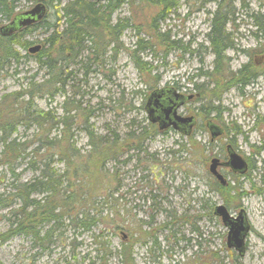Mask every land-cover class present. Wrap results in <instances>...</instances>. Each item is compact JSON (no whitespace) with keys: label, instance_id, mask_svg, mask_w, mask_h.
<instances>
[{"label":"rangeland","instance_id":"374dc122","mask_svg":"<svg viewBox=\"0 0 264 264\" xmlns=\"http://www.w3.org/2000/svg\"><path fill=\"white\" fill-rule=\"evenodd\" d=\"M233 1V22L227 27L233 46L224 55L231 72L246 65L250 74L256 73L253 82L241 86L237 83L240 76L231 77L228 71H223L213 74L214 83H209L205 74L212 71L214 56L208 49L206 33L210 13L217 3L174 0L176 6L160 23L161 31H168V35L157 45L154 41L145 43L148 37L141 26L145 19L154 16L157 8L145 2L122 3L112 14L111 23L127 17L133 24L121 34V47L88 63V73L84 75L83 69L78 70L76 80L65 86L66 97L79 99L82 109L92 111L88 124L93 127L94 134L106 140L111 139L110 133L124 138L129 131L147 126L144 110L147 95L161 87H172L181 94L192 95L178 112L182 115L194 113L197 117L190 136H181L172 129L164 130L144 141L142 150L128 151L122 147L118 160L105 163L111 201L114 200L115 207L121 211L114 219L128 218L132 224L127 232L113 233L102 224L92 230L97 233L101 228L104 233L98 241H105L111 252L105 264H121L122 257L118 254L121 244L127 248L125 254L130 264H264V30L257 29V23L264 24V0ZM28 8L26 2L21 1L15 11L20 13ZM53 13L54 9L48 11L46 18L52 24L55 23ZM50 30L38 25L26 31L21 39L35 42L29 45L33 46L47 37ZM139 38L144 40L142 46L146 49L137 53L141 62L135 65L131 55ZM17 49L21 55L36 54L29 53L28 49ZM86 55L84 52L78 61L86 63ZM147 62L149 64L142 67L141 63ZM72 68L76 70L79 66ZM33 75L39 80L44 74L31 57L1 69L0 101L4 95L24 88ZM195 84L198 89L193 87ZM212 93L219 99L213 98ZM63 99V95L57 94L51 101L40 98L35 104L40 109L52 106L55 113L60 114ZM208 101L211 102L209 108L216 106V110L208 114L207 120L217 123L223 131L215 140L210 139L205 126L208 121L202 116L208 106L201 108ZM17 129L16 136L22 139L33 131L22 126ZM71 132L76 148L85 154L89 148L81 127L74 125ZM229 142L250 166L244 178L237 176L235 179L231 178L233 172L228 166L219 168L226 183L237 188L233 194L237 196L238 207H232L230 213L236 215L243 208L250 227L242 257L227 248V229L220 217L208 213V209L223 204L221 196L214 191L217 180L208 171L209 161L221 153V146L225 152L224 147ZM193 143L195 147L190 149ZM183 149L188 150L186 153L172 152ZM222 155L219 159L224 162L227 153ZM5 170L0 165V194L3 195L12 192L11 178ZM15 173L18 174L17 183L29 182L37 175L24 163L18 165ZM153 195L156 200L152 204ZM34 197L41 198V195ZM17 206L16 202L11 208ZM9 209H0V234L8 229ZM102 209L104 217L107 209ZM168 214L174 215V219ZM182 217L186 220L180 219ZM63 224L55 237L42 242L44 248L27 236L9 237L0 244V261L3 264H102L95 254L100 246L93 242L91 234L73 231L67 221ZM165 224L168 225L161 229ZM140 228L142 234L138 232Z\"/></svg>","mask_w":264,"mask_h":264},{"label":"trees","instance_id":"16d2710c","mask_svg":"<svg viewBox=\"0 0 264 264\" xmlns=\"http://www.w3.org/2000/svg\"><path fill=\"white\" fill-rule=\"evenodd\" d=\"M16 1L0 0V23L9 22L15 17ZM38 1H41L47 9L46 16L41 22L27 26L20 33L5 36L0 33V70L10 64L17 65L21 59L31 57L44 74L39 80L35 75L31 76L24 88L4 95L0 101V165L5 167L6 173L11 178L9 184L12 190L6 195L0 194V209L10 207L7 217L8 229L0 234V244L11 236L20 235L31 238L34 244L37 243L44 248L42 242L55 237L57 230L64 226L63 221H67L73 231L91 234L93 242L100 246L96 249V257L105 264L111 252L105 241H98L104 237V233L101 228L97 233L92 230L102 224V227L106 226L105 229L113 233L122 230L127 232L132 224L127 221L128 218L120 217V221L114 219V215L119 217L121 211L115 207V201H111L112 193L109 190L111 186L107 183L104 165L108 160H118L122 147L128 151L142 150L144 141L159 132L155 124L147 122V126L135 132L129 131L124 138L113 132L110 133L111 139L106 140L104 136L94 134L93 127L88 124L92 111L86 112L85 108L82 109L79 99L66 97L65 86H68V82L76 80L78 70L83 69L84 75L88 73V63L96 62V59H102L107 52L117 51L121 47V34L127 28H132L133 24V20L130 21L127 17L116 19L111 23L112 14L121 7L122 3L132 5L134 2L141 4L145 2L157 8L154 16L145 19L141 25L148 37L145 43L151 44L154 41L156 45L161 38H166L168 35V31H161L160 23L166 20L176 3L174 0ZM209 1L217 3L215 10L210 13L209 30L206 33L208 49L214 56V67L211 72L205 74V77L212 84L213 74L228 71L231 77L240 76L237 83L245 86L253 82L256 73L250 74L246 65L231 72L227 57L224 55L233 46L229 42L227 27L233 22L234 1ZM52 9L55 20L53 24L46 20L48 11ZM251 17L254 18V15L252 14ZM262 21L264 22V16ZM257 24L258 31L264 30V24L260 25V22ZM38 25L45 27L46 30L51 29L47 37L38 41L41 45L40 49L34 55L19 54L17 48L26 50L29 45L35 44L24 41L21 37L26 31H32ZM143 41L142 38L135 41V49L131 55L135 65L141 62L136 56L137 53L141 49H146L142 46ZM84 52L87 54L85 57L87 62L83 64L78 59ZM147 64L149 63H141L142 67ZM74 66L79 68L72 70ZM193 87L198 89L196 84ZM214 88L216 90V87ZM57 94L64 96L60 114L55 113L52 106L47 109L36 106L37 99L46 98L47 101H51ZM76 94L78 95L77 91ZM213 98L219 99L215 95ZM210 103L208 101L203 104L201 110ZM215 108L216 106L207 107L208 111L202 115L204 120L210 121L207 120L208 114L214 112ZM74 125L80 126L86 137V145L89 149L85 154H81L75 146L71 132ZM20 126L26 130L32 128L31 135L25 136L24 139L17 138V128ZM227 144L233 148L232 142ZM192 147H195V143L189 145L190 149ZM222 148L221 146V153L215 154V157L219 154L223 156L222 153L226 152V148L224 147L225 152ZM187 150L172 152L186 153ZM23 163L28 170L37 175H34L29 182L17 183L18 174L15 170ZM57 165H61L62 168H58ZM102 174L103 176H100ZM113 175L115 176V173ZM245 175L238 176L244 178ZM231 178L235 179L237 175L233 173ZM216 182L214 191L221 196L227 210L238 207L237 196L233 194L237 188L231 186L229 182L225 186ZM34 195H41V198H35ZM155 197L156 195H153L151 198L152 204L155 203ZM16 202L18 206L12 209L11 206ZM103 207L107 209L104 217ZM214 208L208 209L209 215L214 214ZM124 213L126 214L125 210ZM168 217L174 219L175 216L168 214ZM180 219L186 220L184 217ZM167 225L160 228L165 229ZM138 232L142 234L141 228ZM125 249L126 246L121 244L118 250V254L122 257L120 262L130 264L126 259ZM0 264L3 263L0 261Z\"/></svg>","mask_w":264,"mask_h":264},{"label":"water","instance_id":"95a60500","mask_svg":"<svg viewBox=\"0 0 264 264\" xmlns=\"http://www.w3.org/2000/svg\"><path fill=\"white\" fill-rule=\"evenodd\" d=\"M96 2H101L105 0H93ZM46 9L43 4L36 3L34 7L25 11L23 14H17L15 17L0 26V33L5 35H12L15 30L29 26L31 24L41 21L45 16ZM41 45L38 43L36 45L30 46L28 48L29 53H36L40 49ZM191 96H185L181 93L178 94L176 90L172 87H164L163 89H154L148 94L146 99V104L144 106L145 113H147L148 121L158 122L159 129L166 128L173 125L174 128L178 129L180 132L189 135L191 128L195 123L193 121V116H179L176 109L181 106L185 101L189 100ZM209 131H211V137L215 138L216 136L223 133L221 128L213 124L211 121L207 122ZM228 152V158L225 162V166L229 168L234 173H244L247 170V162L243 157L235 152L231 145L226 146ZM208 171L212 176L218 181L220 185L225 186L226 179L222 174L218 172V166L223 165L219 163L218 158H212L209 161ZM214 215L220 217L223 226L227 229L226 233V246L228 249H234L238 257H242L245 252V240L246 236L250 231V227L247 221V216L243 208L237 212L236 215H232L230 211L227 210L226 206L219 204L214 206Z\"/></svg>","mask_w":264,"mask_h":264},{"label":"flooded vegetation","instance_id":"af4514ba","mask_svg":"<svg viewBox=\"0 0 264 264\" xmlns=\"http://www.w3.org/2000/svg\"><path fill=\"white\" fill-rule=\"evenodd\" d=\"M21 1H24V2H26V4H27V6L29 7L28 9H26L25 11H27V10H29V9H31L32 7H34L35 5H36V3H41V4H43L41 1H38V0H17L16 1V6H17V4H19ZM44 5V4H43ZM44 7H45V5H44ZM25 11H23V12H20V13H16L15 15H17V14H23V13H25ZM46 11H47V9H46ZM45 16H46V14H45ZM44 16V17H45ZM43 17V18H44ZM42 18V19H43ZM42 19H41V21H42ZM11 21V20H10ZM9 21V22H10ZM41 21H38V22H41ZM37 22V23H38ZM8 23V22H7ZM6 23V24H7ZM37 23H34V24H31V25H35V24H37ZM31 25H29V26H31ZM1 26H3V25H1ZM27 27V26H26ZM26 27H23V28H20V29H17V30H15V32L13 33V34H16V33H20L21 31H23L24 30V28H26ZM164 87H161L160 89H163ZM178 94H180L179 92H177ZM182 95H185V94H182ZM185 96H187V95H185ZM188 96H191L192 97V95H188ZM147 99V98H146ZM191 100V98L189 99V100H187V101H185L183 104H181V106L182 105H184V104H186L188 101H190ZM181 106H179L177 109H176V111H177V114L179 115V116H181L182 114H179V112H178V109H180L181 108ZM182 116H193V121L195 122L194 124H193V127L191 128V130H190V134L189 135H186L185 133H182V132H180L178 129H176V128H174V126L173 125H171V126H168V127H166V128H160L159 129V123L158 122H150V121H148V122H150V123H152V124H155L156 126H157V128H158V132H160L161 133V131H164V130H174V131H176L177 133H179L181 136L183 135V136H190L192 133H193V129H194V127L196 126V124H197V117L195 116V114L194 113H189V114H187V115H182ZM147 120H148V116H147ZM206 128H207V130L209 131V127H208V125H207V123H206ZM210 132V136H211V131H209ZM221 135V134H220ZM220 135H218V136H216L215 138H210L211 140H215V139H217L218 137L220 138L221 136ZM228 144H226V146H227ZM230 145V144H229ZM226 146H225V148H226ZM233 149V148H232ZM234 150V149H233ZM235 151V150H234ZM226 152H227V149H226ZM215 158H218V160H219V163H221V164H223V165H219L218 166V172H219V168L220 167H227V166H225L224 164H225V162H226V160H227V158H228V152H227V157H226V159H225V161L224 162H221L220 161V159H219V155L218 156H216ZM244 159V158H243ZM245 160V159H244ZM246 162V161H245ZM229 167V166H228ZM247 168H248V165H247ZM230 169V168H229ZM231 170V169H230ZM247 171V170H246ZM246 171L242 174V173H234V174H236L237 176L238 175H244V174H246ZM231 172H232V170H231ZM220 173V172H219ZM221 174V173H220ZM223 175V174H222ZM234 250V249H233ZM238 256V255H237Z\"/></svg>","mask_w":264,"mask_h":264}]
</instances>
